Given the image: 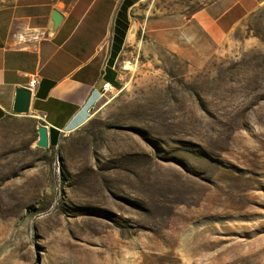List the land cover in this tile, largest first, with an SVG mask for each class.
Masks as SVG:
<instances>
[{"label":"rangeland","instance_id":"374dc122","mask_svg":"<svg viewBox=\"0 0 264 264\" xmlns=\"http://www.w3.org/2000/svg\"><path fill=\"white\" fill-rule=\"evenodd\" d=\"M215 1L137 2L119 86L58 146L0 119V264H264V2L217 37Z\"/></svg>","mask_w":264,"mask_h":264},{"label":"crops","instance_id":"0c3cea01","mask_svg":"<svg viewBox=\"0 0 264 264\" xmlns=\"http://www.w3.org/2000/svg\"><path fill=\"white\" fill-rule=\"evenodd\" d=\"M139 1L12 0L2 5L0 119L11 114L16 88L37 78L27 116L37 131L39 124L48 126L50 146L85 126L102 101L103 84L112 82L108 68L119 11L127 4L131 22L130 10ZM262 2L217 0L203 10L202 22L219 37ZM54 10L64 18L51 34Z\"/></svg>","mask_w":264,"mask_h":264},{"label":"water","instance_id":"95a60500","mask_svg":"<svg viewBox=\"0 0 264 264\" xmlns=\"http://www.w3.org/2000/svg\"><path fill=\"white\" fill-rule=\"evenodd\" d=\"M64 16L58 11L54 10L52 15V24L50 33L53 34L60 23L62 22ZM137 34V25L134 23L127 35L126 40L132 39ZM32 91L28 87L20 86L15 90V98L13 103V108L11 114L13 115H29L30 107L32 101ZM36 145L40 148L47 149L50 147L49 142V134H48V126L44 124L38 125V140L36 141Z\"/></svg>","mask_w":264,"mask_h":264},{"label":"trees","instance_id":"16d2710c","mask_svg":"<svg viewBox=\"0 0 264 264\" xmlns=\"http://www.w3.org/2000/svg\"><path fill=\"white\" fill-rule=\"evenodd\" d=\"M130 24L131 22L128 19V5L126 4L120 9L119 14H118V18H117L116 25H115V35H114V39L112 43L111 56L109 59L110 68H108V78L116 86H119V83L116 80L117 72L116 70H113L111 67L115 65L118 57L120 56L124 48L126 38L129 32ZM7 116L8 114L5 116L3 115L2 119ZM55 146H56V143H52V147H55Z\"/></svg>","mask_w":264,"mask_h":264},{"label":"built area","instance_id":"2783aa9c","mask_svg":"<svg viewBox=\"0 0 264 264\" xmlns=\"http://www.w3.org/2000/svg\"><path fill=\"white\" fill-rule=\"evenodd\" d=\"M38 82L39 80L37 78H34L33 80L30 81L28 88L31 89L32 93L36 89ZM114 89H115V85L112 82H105L103 84L102 93L103 95H105L108 92H112Z\"/></svg>","mask_w":264,"mask_h":264}]
</instances>
